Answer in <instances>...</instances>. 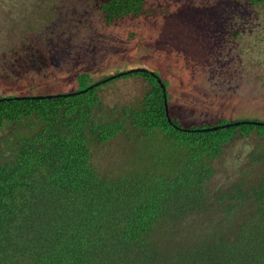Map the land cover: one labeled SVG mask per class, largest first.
Wrapping results in <instances>:
<instances>
[{
    "label": "trees",
    "instance_id": "1",
    "mask_svg": "<svg viewBox=\"0 0 264 264\" xmlns=\"http://www.w3.org/2000/svg\"><path fill=\"white\" fill-rule=\"evenodd\" d=\"M89 1L105 26L156 14L146 8L145 0ZM188 4L163 15L160 36L181 22L194 25L193 29L200 24L202 35L217 33L219 38L240 8L261 5L264 0H211L198 8ZM45 35L50 36L49 31ZM46 39L44 47L21 41L17 48L2 53L0 79L11 81L29 71L54 67L60 49L52 38ZM146 70L121 76L141 77L148 85L136 106L121 111L132 128L158 132L167 141L188 147L185 164L171 179L158 175L107 181L97 175L89 162L88 141L105 143L123 131L119 120H92V110L99 104L97 90L107 82L66 97L13 100L18 96H0V131L10 126L16 135L19 129H33L0 155V264L264 263V175L247 191L252 211L231 239L212 234L188 247L176 240L181 220L199 214L205 206L204 184L212 170L197 168V156L218 157L237 134L264 138V127L240 124L200 131L206 127L198 125L177 130L174 120L172 125L166 121L161 89L149 72L159 76ZM106 77L92 80L81 72L74 77L75 91ZM165 98L168 102L166 89ZM244 120L254 121H220L212 126Z\"/></svg>",
    "mask_w": 264,
    "mask_h": 264
},
{
    "label": "rangeland",
    "instance_id": "2",
    "mask_svg": "<svg viewBox=\"0 0 264 264\" xmlns=\"http://www.w3.org/2000/svg\"><path fill=\"white\" fill-rule=\"evenodd\" d=\"M210 1L145 0L146 8L156 14L105 26L89 0H0V55L21 41L44 47L46 38L60 49L54 67L11 81L0 79V96L69 93L77 89L74 77L81 72L98 80L146 68L164 83L169 117L182 129L241 119L264 122V4L240 8L219 38L217 33L202 35L200 24L193 29L181 22L160 36L164 14L188 2L198 8ZM147 90L141 77L116 78L98 88L92 120L123 123V131L107 142L88 141L89 162L100 178L171 179L185 164L188 147L158 132L132 128L122 113L121 108L136 106ZM32 130L22 128L14 135L15 128L3 127L0 155ZM196 166L209 167L212 175L204 184L201 212L185 216L179 224L176 240L186 247L212 234L231 239L247 218L252 211L247 191L264 175V138L237 134L218 157L199 154Z\"/></svg>",
    "mask_w": 264,
    "mask_h": 264
},
{
    "label": "water",
    "instance_id": "3",
    "mask_svg": "<svg viewBox=\"0 0 264 264\" xmlns=\"http://www.w3.org/2000/svg\"><path fill=\"white\" fill-rule=\"evenodd\" d=\"M142 72H147L146 69L144 68H134V69H129L127 71L124 72H120L117 73L115 75H111L108 76L102 80H100L99 82H96L92 85H89L87 88L83 89V90H79V91H74V92H70V93H64V94H51V95H34V96H18V97H13V100H24V99H29V100H42V99H50L53 97H66V96H71V95H76V94H80L83 93L91 88H93L94 86H97L99 83H105L108 81L113 80L114 78H119L121 76H124L125 74H133V73H142ZM149 75L154 77V79L156 80L157 84L159 85L161 92H162V103H163V110H164V115L166 118L167 123L171 124V118L169 117V113H168V106H167V102H166V98H165V88L163 86V84L161 83L160 79L155 76L152 72H149ZM240 124H247V125H255V126H263L264 127V122H257V121H235V122H229L223 125H215V126H211V127H206L204 129H201L200 131H213L216 129H221V128H228L229 126H238ZM172 125V124H171ZM173 127L177 130H181V131H187V129H182L179 127H176L173 125Z\"/></svg>",
    "mask_w": 264,
    "mask_h": 264
}]
</instances>
